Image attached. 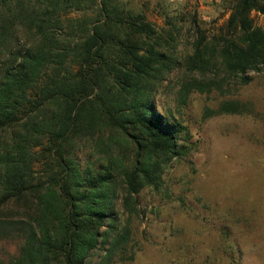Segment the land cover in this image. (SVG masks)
<instances>
[{"label": "trees", "instance_id": "trees-1", "mask_svg": "<svg viewBox=\"0 0 264 264\" xmlns=\"http://www.w3.org/2000/svg\"><path fill=\"white\" fill-rule=\"evenodd\" d=\"M253 12L264 0H233L213 37L193 15L181 55L173 17L158 26L129 0H0V241L19 240L7 264L127 259L139 196L197 151L181 120L192 95L264 70ZM163 88L176 110L157 104ZM249 113L231 99L205 117Z\"/></svg>", "mask_w": 264, "mask_h": 264}, {"label": "rangeland", "instance_id": "rangeland-1", "mask_svg": "<svg viewBox=\"0 0 264 264\" xmlns=\"http://www.w3.org/2000/svg\"><path fill=\"white\" fill-rule=\"evenodd\" d=\"M129 3L158 26L173 17L183 28L178 40L183 55L194 36L191 17L213 37L227 22L233 0ZM252 18L264 28V16L253 12ZM250 76L248 85L236 84L225 96L192 95L181 120L197 151L168 164L164 191L147 189L139 196L141 215L131 222L134 244L126 260L113 264H264V70ZM155 99L160 109L176 110L172 89L163 88ZM231 99L246 103L251 113L205 117L208 108ZM18 249L19 240H1L0 264L9 263ZM100 261L96 254L91 264Z\"/></svg>", "mask_w": 264, "mask_h": 264}]
</instances>
